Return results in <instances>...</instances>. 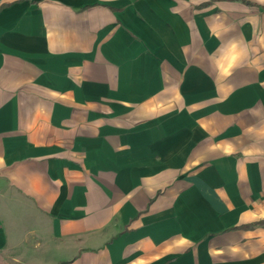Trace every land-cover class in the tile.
I'll return each instance as SVG.
<instances>
[{"label":"crops","instance_id":"obj_1","mask_svg":"<svg viewBox=\"0 0 264 264\" xmlns=\"http://www.w3.org/2000/svg\"><path fill=\"white\" fill-rule=\"evenodd\" d=\"M0 264H264V0H0Z\"/></svg>","mask_w":264,"mask_h":264}]
</instances>
